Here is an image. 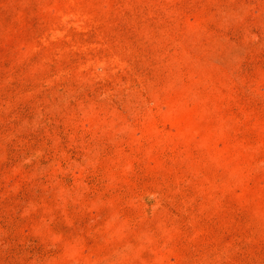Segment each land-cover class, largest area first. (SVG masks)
<instances>
[{
    "label": "rangeland",
    "instance_id": "rangeland-1",
    "mask_svg": "<svg viewBox=\"0 0 264 264\" xmlns=\"http://www.w3.org/2000/svg\"><path fill=\"white\" fill-rule=\"evenodd\" d=\"M0 264H264V0H0Z\"/></svg>",
    "mask_w": 264,
    "mask_h": 264
}]
</instances>
